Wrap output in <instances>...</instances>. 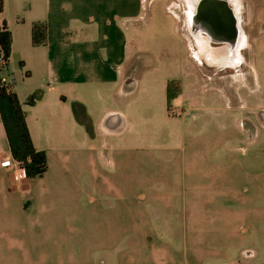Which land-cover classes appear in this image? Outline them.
I'll use <instances>...</instances> for the list:
<instances>
[{"label": "crops", "instance_id": "crops-1", "mask_svg": "<svg viewBox=\"0 0 264 264\" xmlns=\"http://www.w3.org/2000/svg\"><path fill=\"white\" fill-rule=\"evenodd\" d=\"M157 1L3 0L5 75L47 169L16 180L0 119V264H264V30L261 72L241 71L239 48L210 66L235 77L210 79L185 111L201 79L184 81L190 49L152 40ZM169 81L181 93L167 106Z\"/></svg>", "mask_w": 264, "mask_h": 264}, {"label": "rangeland", "instance_id": "rangeland-1", "mask_svg": "<svg viewBox=\"0 0 264 264\" xmlns=\"http://www.w3.org/2000/svg\"><path fill=\"white\" fill-rule=\"evenodd\" d=\"M161 4V9L164 15L163 21L155 22L157 21L156 16H154L153 22L149 25V31L153 33L155 31V37L152 38L153 41H158L157 39H163V41H170V42H176L177 46H184L186 49H190L191 56L194 59H190L187 54L186 59V74H183V78H185V83L187 79L193 80L195 79H201L200 83L194 84L192 82H189L188 88L185 84L184 86V94L182 97V101L185 102V111H188L191 107V111L199 112L198 105L196 108H193V100L194 97L205 94L209 92V82L210 79L216 77L220 80H224L226 77L231 78L232 76L235 77V71L239 70H227V72L224 71H218L215 68H210L212 66L207 59L202 56L201 54L199 57L196 55L193 56L192 50L195 51V53L199 50L197 43L190 35V32L188 31V6L187 2L185 0H158ZM157 1V2H158ZM237 7V18L240 22V28L242 30L243 34V44L241 45V48L243 47V50L241 49V56L243 57L245 61L243 69H241L242 72L247 73L248 76L252 77L255 75V72H253V68L255 63H258V68L261 72V32L264 30V21L262 20V12L264 11L263 6H261V0H231ZM235 12V11H234ZM189 13V12H188ZM175 30L179 33V37L176 35ZM162 32V34H161ZM152 36V34L150 35ZM204 37H201V39ZM151 40V39H150ZM206 40V39H205ZM201 41V40H200ZM205 43V42H204ZM155 45V44H154ZM192 47V48H191ZM219 47V46H216ZM186 49V50H187ZM211 50V49H210ZM213 51V50H212ZM215 51V50H214ZM222 55H227L224 53V50L218 49L217 50ZM215 51V52H217ZM188 53V51H187ZM198 60L201 62V65H199ZM260 67V68H259ZM246 74V75H247ZM259 90V88H258ZM181 93V90H180ZM180 95V94H179ZM178 95V96H179ZM177 96V97H178ZM189 102V103H188ZM182 110L179 109L176 116H181ZM260 119H261V112ZM193 115V113L191 114ZM242 125L246 127V123L243 122ZM247 128V127H246ZM160 167V166H159ZM155 168V167H154Z\"/></svg>", "mask_w": 264, "mask_h": 264}, {"label": "trees", "instance_id": "trees-1", "mask_svg": "<svg viewBox=\"0 0 264 264\" xmlns=\"http://www.w3.org/2000/svg\"><path fill=\"white\" fill-rule=\"evenodd\" d=\"M3 10V0H0V15ZM46 29L44 24L36 23L32 27L31 41L34 46L44 44ZM11 52V34L6 24L0 19V60L5 68ZM180 94L178 81H169L166 88L167 106ZM42 90H36L25 100V105L33 106L41 101ZM71 111L75 121L83 126L89 136L93 135V127L83 105L71 103ZM26 113L22 109L17 96L0 87V119L7 138L9 153L17 167L24 171L27 179L40 177L47 169L44 152L37 151L31 141L26 125Z\"/></svg>", "mask_w": 264, "mask_h": 264}, {"label": "flooded vegetation", "instance_id": "flooded-vegetation-1", "mask_svg": "<svg viewBox=\"0 0 264 264\" xmlns=\"http://www.w3.org/2000/svg\"><path fill=\"white\" fill-rule=\"evenodd\" d=\"M200 0H198L195 4V8H194V11H193V15H192V28L193 30L196 32V34H199L200 38L201 37H204L202 38L203 41L206 42V45H207V48L208 49H211V48H214L216 46H221V44H224L225 46L229 47V45L227 43H223V42H217L215 38H217V33L215 32V19L218 18V13L221 14V10H219L218 8L215 7H212V9H216V11L218 12L217 14L215 13L216 17L213 18V16L211 14H209V19L206 17V18H203L202 14H200L203 10H207V8H205L206 6H200ZM203 1H207V0H203ZM213 1H220V2H225L226 3V8L227 10H231L232 12V15L233 17L236 19L237 21V25H238V35H237V38L235 40V44H234V50H236V52L234 53V50H233V56L235 57V60L236 58L238 57L237 54H238V49L241 48L239 47L238 48V45H239V42L241 41V36H243L242 34V30H241V26H240V22L238 20V18L236 17V14L234 12V9L232 7V4H231V0H209V2H213ZM199 3V5H198ZM212 5V4H210ZM212 13V12H211ZM188 14V12H187ZM226 16V15H225ZM188 20V19H187ZM221 21H223L224 25H227V27L230 25L229 24V20H228V17H224L223 15H221ZM188 23V31L190 32V30H192L191 28V23H189V20L187 21ZM191 28V29H190ZM191 37L193 38V40L196 41V38L194 36H192V34L190 33ZM206 39V40H205ZM202 53L204 54L205 58L207 59L208 62H220V61H227L228 58L227 57H222V59H219L218 61H215V59L213 60L209 54L205 51H202ZM196 56H197V52H196Z\"/></svg>", "mask_w": 264, "mask_h": 264}, {"label": "water", "instance_id": "water-1", "mask_svg": "<svg viewBox=\"0 0 264 264\" xmlns=\"http://www.w3.org/2000/svg\"><path fill=\"white\" fill-rule=\"evenodd\" d=\"M230 1V0H229ZM200 6H206L205 8H207V10H203L200 14H202L203 18H208L209 19V14H211L214 17H216L215 13L217 14L218 12L216 11V9H212V7L218 8L219 10H221V14L218 13V18L215 19L214 23H215V32L217 33V38L216 41L217 42H223V43H227L229 45V47H226V49L224 50V53H226L227 55L231 56V53L233 52L234 48V42L237 38L238 35V25H237V21L236 19L233 17L231 10H227L226 8V3L225 2H220V1H213L212 3L209 2V0L207 1H203L200 0ZM212 4V5H210ZM199 5V3H198ZM212 12V13H211ZM221 15H223L224 17H228L229 20V26L227 27V25H224L223 21H221ZM226 15V16H225ZM192 21V18H191Z\"/></svg>", "mask_w": 264, "mask_h": 264}, {"label": "bare ground", "instance_id": "bare-ground-1", "mask_svg": "<svg viewBox=\"0 0 264 264\" xmlns=\"http://www.w3.org/2000/svg\"><path fill=\"white\" fill-rule=\"evenodd\" d=\"M187 2V6H188V20H189V23H191V18H192V13L194 11V8H195V4L198 0H185ZM232 7L235 11V13L237 14V7L236 5L232 2ZM191 28H192V23H191ZM190 28V29H191ZM190 33L192 34V36H194L196 38V43H197V46L199 48V50L197 51V56L199 57V55L201 54L202 56H204V54L202 53V51H205L209 54V56L215 61H218L219 59H222V57L224 55H222L221 53H219L218 51L215 52L214 50L212 51V49H208L207 48V45H206V42L203 41V39L200 38L199 34H196V32L193 30H190ZM201 40V41H200ZM205 42V43H204ZM243 37L241 36V41L239 42V45H238V48L241 47V45L243 44ZM192 48V47H191ZM237 50V48H236ZM236 50H234V53L236 52ZM205 57V56H204ZM224 57H227L228 60L227 61H220V62H217V64H230L232 65L234 63V60H235V57L233 56V52L231 53V56L230 55H225ZM210 64H215L216 62H209ZM216 69V68H215Z\"/></svg>", "mask_w": 264, "mask_h": 264}, {"label": "built area", "instance_id": "built-area-1", "mask_svg": "<svg viewBox=\"0 0 264 264\" xmlns=\"http://www.w3.org/2000/svg\"><path fill=\"white\" fill-rule=\"evenodd\" d=\"M0 87L6 89L8 92H12V86L7 76L5 75V64L0 60ZM14 163V162H13ZM14 176L16 180H22L25 178L24 171L16 166L14 163Z\"/></svg>", "mask_w": 264, "mask_h": 264}]
</instances>
